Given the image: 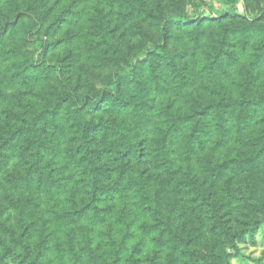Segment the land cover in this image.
I'll list each match as a JSON object with an SVG mask.
<instances>
[{
    "label": "trees",
    "instance_id": "obj_1",
    "mask_svg": "<svg viewBox=\"0 0 264 264\" xmlns=\"http://www.w3.org/2000/svg\"><path fill=\"white\" fill-rule=\"evenodd\" d=\"M189 1L0 0V264H264V0Z\"/></svg>",
    "mask_w": 264,
    "mask_h": 264
},
{
    "label": "rangeland",
    "instance_id": "obj_2",
    "mask_svg": "<svg viewBox=\"0 0 264 264\" xmlns=\"http://www.w3.org/2000/svg\"><path fill=\"white\" fill-rule=\"evenodd\" d=\"M248 1V2H247ZM194 5H196L198 7V9L200 10V13H206L208 10L206 9V6H210L214 12V14H221L223 12H229L231 13H235L238 15H242L244 14V6L248 7L249 13L251 16H254L255 13L257 12V3L255 2V0H237V2L235 3V5L233 6H229V5H225L222 3H218L217 0H192L189 1L185 7H184V11L186 12L187 15L189 16H194Z\"/></svg>",
    "mask_w": 264,
    "mask_h": 264
}]
</instances>
